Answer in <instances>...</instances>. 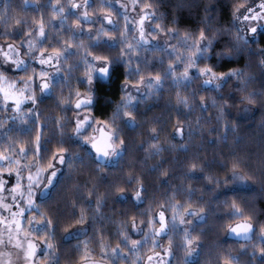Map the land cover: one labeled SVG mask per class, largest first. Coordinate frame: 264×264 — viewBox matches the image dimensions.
Instances as JSON below:
<instances>
[{
	"label": "snow or ice",
	"instance_id": "snow-or-ice-1",
	"mask_svg": "<svg viewBox=\"0 0 264 264\" xmlns=\"http://www.w3.org/2000/svg\"><path fill=\"white\" fill-rule=\"evenodd\" d=\"M155 2L158 0H130L132 12L136 13L130 16L129 5L122 0H102V14L93 19L89 14V9L93 7L90 0H83V3L69 0L67 11L60 0H55V3L49 0V6L54 14L52 20L56 21L57 18L59 20L58 24L52 23V27L57 28L59 32L65 31L66 22L70 17H75V23L69 24L66 29L71 36L68 39L58 36V43L55 46L48 42L43 16L38 27L25 31L27 20L14 16L10 6L0 7V23L4 25V29L0 30V37L5 38V43L0 44V94L3 97L0 111L13 113L7 124L5 123L7 116L0 119V264H60L57 245L52 243L59 225L54 223L50 215L41 211V207L51 198L50 194L60 182L64 167L72 168L74 160L83 159L78 155H71L64 146L66 124L73 125L69 141L89 145L94 152V159L101 166L114 167L126 152L124 129L117 121H122L125 128L134 130L138 126L136 113L139 105L152 97H159L166 78H170L173 87L177 89L175 107L178 114L181 113V109L191 112L194 106L202 112H207L211 107L216 110L217 122H223L226 133L237 131V126L230 120V109L237 102L230 101V97L224 96L223 89L233 80L236 81L235 88L242 93L238 101L242 106L239 108L240 114L251 112L264 96V93L248 91L254 78L248 76L244 70L231 69L223 72L211 63L213 59L218 62H233L243 57L245 53L253 54L252 45L260 42L258 36L264 35V0L253 4H249L247 0H238L233 11L235 32L231 29H221L217 30L215 35L210 34L211 28H201L198 34L184 32L181 35L178 28L162 25L160 22L162 17L157 14L154 7ZM114 3L122 11H117L113 7ZM33 6L36 10L41 7L38 3L34 4L33 0H23V8L19 11L26 12ZM105 8L108 11L103 12ZM81 9L83 11H80ZM204 11L211 14L209 16L211 19L216 11V5L205 6ZM172 23L175 25L177 21L173 20ZM9 24L14 25L11 32L7 31ZM85 24L89 25L87 29L84 27ZM96 24H100V27L94 30ZM241 24L243 27L239 26ZM223 32H227L230 39L225 42L224 48L216 51V36ZM129 33H134L132 37L135 40L134 44L128 39ZM85 35L90 41L87 45L82 39ZM8 39H18L20 43L19 45L8 43ZM172 40L176 43L172 44ZM105 46L109 49L118 47L119 55L113 58L109 55L96 54V49ZM141 50L165 53L169 58L167 71L163 75L159 72L149 74L146 78L141 71V64L147 67L151 61L147 58L141 59ZM258 55L260 57L258 66L264 73V48L258 50ZM134 58L135 68L132 67ZM158 63L163 64L164 60L160 59ZM34 64L40 66L39 71ZM118 65L125 73L121 84L125 96L116 105L111 120H97L92 114L96 104V88L99 84L112 80L113 71ZM81 71L83 75L76 77V86L73 87L70 81L75 73ZM6 72L23 75L17 81L8 82ZM133 76L138 77L135 83L132 82ZM196 80L202 81L201 92L210 90L217 95L206 97L200 94L196 100L198 93L193 91L190 102V97L182 96L180 89H188ZM5 84L8 85L7 88L4 87ZM82 85H86L84 91L80 89ZM66 88L67 96L64 95ZM133 91L138 96H133ZM49 98L56 101L62 113L61 117L54 121L60 136L55 151L48 147L51 141L45 139L44 126L39 123L41 113L38 106ZM69 111L73 113V120L66 117ZM17 120L20 126L13 127ZM261 126L264 127V124ZM151 131L153 139L158 140L157 129L152 128ZM33 132L34 138L17 144L14 134L31 137ZM89 132L93 134L89 135ZM191 135L192 128L189 125V136ZM174 136L179 137L181 141L184 140V129L180 126L179 120ZM223 139L226 141L227 136ZM152 148L155 154L163 151L156 144H153ZM181 150L187 153L189 149L182 147ZM208 167V164L201 163L199 158H195L190 162L189 178L199 179L197 173H204ZM222 167L227 172L223 180L207 175L203 178L217 188L221 185L224 187L231 185L234 191L247 188L253 181V174L246 170L247 166L238 158L232 160L230 167L227 165ZM163 174L167 175L166 172ZM133 184L136 187L132 188L131 192L125 187L113 185L116 198L122 203L141 204L146 189L139 178H130L127 187ZM187 191L191 196V187ZM101 206L102 200L98 198L97 212ZM224 206L230 209L227 218L231 221L222 227L226 236L238 242L248 243L258 234L259 247L254 246L251 259L264 264V224L257 226L253 215L235 199L230 203L226 200ZM159 207L161 210L154 217L147 221L141 219L139 222L149 229L148 233L138 227L136 217H132L131 233L142 235L143 240L133 239L125 229L119 232L120 243L109 250L110 246L103 244L101 236L99 259L95 258V252L85 241L83 247L80 245L75 247V251L80 254L75 264H118L129 254L135 257L132 264H141L143 258L140 252L149 241L152 254L147 255V264H170L174 256L173 236L178 230L183 232L181 245L185 253L183 264H199L198 260L193 259L199 255L201 248L199 237L192 235L193 229L183 226L192 225L193 221L188 217H198L197 223L206 222V210L200 208L193 211L189 205L184 209V214L180 215L179 209L184 206L176 204L172 206L173 214L169 220L164 205L161 204ZM73 220L74 223H69L63 229L65 240L79 238V234L87 233L84 226L89 224V220L84 210L78 218L74 216ZM157 238H166L168 246L164 248ZM246 253L247 249L242 248L241 254ZM217 264H239V257L226 253L218 258Z\"/></svg>",
	"mask_w": 264,
	"mask_h": 264
},
{
	"label": "trees",
	"instance_id": "trees-1",
	"mask_svg": "<svg viewBox=\"0 0 264 264\" xmlns=\"http://www.w3.org/2000/svg\"><path fill=\"white\" fill-rule=\"evenodd\" d=\"M69 0H60V3L66 6L68 10ZM238 0H158L154 3L157 14L162 17L161 23L167 27L178 28L183 35L184 32L197 33L201 28H211V35H215L217 30L233 28V11L234 5ZM248 2V0H247ZM33 3L41 5L39 10L30 7L26 12L19 11L23 8V0H3L0 7L7 5L12 8V14L20 19H25L28 24L25 31H31L38 27L40 18L43 16L45 29L48 33L49 43L53 46L58 43V36L68 39L71 36L66 29L69 24L75 23V17H70L66 22L65 31L59 32L57 28L52 27V23L58 24L59 20H52L53 12L49 6V0H33ZM55 3V0H52ZM102 0H91L93 7L89 9L90 16L95 19L102 14ZM209 4L216 5V11L211 19V14L205 13L204 8ZM179 5H184L183 7ZM108 9H103V12ZM118 11V10H117ZM114 19L116 16L114 15ZM173 20L177 23L174 25ZM89 27V25L85 24ZM121 28L123 20L120 21ZM13 24H9L7 31L11 32ZM100 24H96L94 28H99ZM4 29V25L0 23V30ZM118 35V34H115ZM134 33L128 34V39L133 44L132 39ZM85 45L90 43L87 36H83ZM217 48L220 51L224 48L225 42L230 39L227 32L216 36ZM260 41L252 45L253 54H244L243 57L233 62H218L215 59L211 61L216 65L219 71L227 72L231 69H242L248 76L254 79L248 87V91L264 93V73L258 66L259 55L258 50L264 48V35L258 36ZM5 42V38L0 37ZM7 42L19 45L20 41L8 39ZM174 43L176 41L174 40ZM51 51V47H49ZM119 48L109 49L106 46L96 49V54L109 55L113 58L119 55ZM141 59L147 58L151 63L145 67L141 64V71L147 78L149 74L159 72L163 75L167 71L169 63L168 56L163 52H140ZM160 59L164 60L163 64L158 63ZM135 58L132 67L135 68ZM37 71L38 66L35 65ZM23 73L9 74L13 81L21 78ZM83 72L75 73L70 81L73 87L76 86V77L82 76ZM125 78L124 69L119 65L113 71V77L110 82H103L96 88V104L93 109V116L97 120L109 121L118 105L125 96L121 89L122 81ZM138 77L133 76L132 82L135 83ZM201 80H196L188 89H180V94L188 95L191 102V93L196 91L199 95L206 97L216 96L217 93L212 91L201 92ZM236 81L233 80L222 94L230 97V101L237 103L230 109V120L237 126L235 133L225 132L223 122L218 123L216 119V110L209 108L207 112H202L194 106V110L189 112L187 109H181V113L176 111V91L170 78L164 81V88L159 97H152L146 103L140 104L136 113L137 127L133 129L125 128L122 121H117L118 125L124 129L123 136L126 141V152L119 159L117 166L103 167L95 159L94 154L86 145H80L79 142L68 140L72 136V124H66L64 128L65 147L73 156L82 157L81 160H74L72 168L64 167L63 175L57 187L51 192V198L48 203L41 207V211L46 215H50L54 223L59 226L57 228L56 238L52 241L57 245V254L60 257V264H75L79 260L80 254L75 251V247L80 245L83 247L85 241L99 259L101 236H103V244L115 247L120 243L119 232L127 230L133 239L143 240L142 235L131 233L132 217H136L138 227L144 229L148 233V228L140 225V220L147 221L158 213L160 205H164L166 217L171 218L172 206L181 204L184 207L179 209L180 215L184 214V209L190 205V210L198 211L200 208L206 210V222L197 223L196 217H188L193 221L192 225H185L193 229L192 235L199 237L201 248L199 255L195 260L199 264H217L218 258L226 253L239 257V264H259V260H252L251 253L254 246L259 247L258 234L251 242L245 243L230 239L222 230L231 221L227 218L230 211L224 206L227 200L229 203L235 199L250 212L257 226L264 224V96L253 107L252 111L246 115L239 113L238 101L241 92L235 88ZM20 87V85H17ZM86 85L80 86L84 91ZM39 93H37L38 95ZM59 94V93H58ZM67 88L64 95L67 96ZM231 94V95H230ZM39 111L41 113L40 124L43 125V133L45 139L50 140L48 147L55 151L57 141L60 136L56 130L55 119L61 117L62 113L57 107L56 101L49 98L40 104ZM68 120H73L74 116L71 111L66 113ZM5 118V114L2 116ZM8 120V119H7ZM179 120L180 126L184 129V140L181 141L174 136L176 124ZM199 120V123H197ZM6 124L9 121H6ZM189 125L192 128V135L189 136ZM20 126L19 120L15 122L13 127ZM152 128L157 129L159 135L158 140L153 139ZM39 130V129H37ZM214 130V131H213ZM17 144L26 142L34 138L35 132L31 137L24 134H14ZM89 135H92L89 132ZM227 136L225 141L223 138ZM156 144L163 149L159 154H155L152 145ZM182 147H187V153L182 151ZM235 154V156L233 155ZM195 158H199V162L209 165L204 173H197V180L189 178V166ZM234 158H238L247 166L246 170L253 174V181L250 183L249 189H241L234 191L233 189L226 191L221 185L217 188L214 184L204 179L205 175L212 176L223 180L227 174L222 165L231 166ZM167 173L164 175L163 173ZM130 178H139L146 189L143 193V202L139 205H133L131 202L122 203L116 198V190L113 185L125 187L131 192L132 188L127 187ZM191 187L192 194L189 196L188 188ZM91 194V195H90ZM102 200L100 211H96V200ZM84 210L89 220L87 233L83 238H75L71 240L64 239V227L69 223H74L73 217H79L81 211ZM222 217V218H221ZM95 221L93 224L92 221ZM160 244L166 248L168 240L166 238H157ZM174 256L170 260V264H183L185 253L181 247L183 242V232L177 231L173 236ZM151 241L144 246L140 252L143 258L141 264H147L146 257L151 255ZM246 248L247 253L241 254V249ZM161 251V249H156ZM127 252V249H125ZM135 257L129 254L126 259H122L118 264H132Z\"/></svg>",
	"mask_w": 264,
	"mask_h": 264
},
{
	"label": "rangeland",
	"instance_id": "rangeland-1",
	"mask_svg": "<svg viewBox=\"0 0 264 264\" xmlns=\"http://www.w3.org/2000/svg\"><path fill=\"white\" fill-rule=\"evenodd\" d=\"M3 0H0V2H2ZM76 2H78V3H83V0H76ZM122 2L123 3H126V4H128L129 5V8H128V11H129V14H130V16H134V15H136V13H134V12H132V9H131V4H130V0H122ZM259 3V0H248V3L249 4H253V3ZM90 3H91V0H90ZM113 7L116 9V10H118V11H122V10H120L119 9V7H118V5H116L115 3L113 4ZM80 11H83V9H81ZM239 26H241V27H243V25L241 24V25H239ZM84 27H85V29H87V27L88 26H86V25H84ZM94 30H95V28H94ZM161 39H163V38H161ZM3 43H5V42H3L2 40H0V44H3ZM8 43H11V42H8ZM155 43V42H154ZM171 43L172 44H175L174 43V40H172L171 41ZM34 67H35V64L33 65ZM36 66H38V68H39V70H40V66L39 65H36ZM49 71H52L51 69H49ZM9 74H14V73H12V72H6L5 73V75H6V77H7V80H8V82H12L13 80L9 77ZM7 84H5L4 85V87H6L7 88ZM38 93V92H37ZM133 96H138V94L135 92V91H133ZM39 95V94H38ZM3 103V97H2V94H0V104H2ZM27 109H25V111H26ZM5 114V116H7V118H8V120H6V121H10V119H11V116L13 115V113H11V112H8V113H4L3 111H0V119H4V118H2V116ZM247 113H245V114H243V115H246ZM6 123V122H5ZM93 134V133H92ZM177 137V136H176ZM178 139H179V137H177ZM87 147H88V149L94 154V152L92 151V149L90 148V146L89 145H86ZM115 163V162H114ZM63 171H64V169H63ZM25 175H27L26 173H25ZM251 187V184H249V186L247 187V188H244V189H249ZM231 189H233L232 188V186L231 185H229L228 187H225V190L226 191H229V190H231ZM197 218V217H196ZM169 220L171 219V218H168ZM197 220H198V218L197 219H195L194 221L195 222H197ZM25 227H27V224H25ZM157 227H158V225H157ZM148 232H149V230H148ZM85 236V234H79V238H83ZM73 239H75V238H73ZM230 239H233V238H230ZM197 258V256L196 257H193V259H196ZM167 259V258H166Z\"/></svg>",
	"mask_w": 264,
	"mask_h": 264
}]
</instances>
